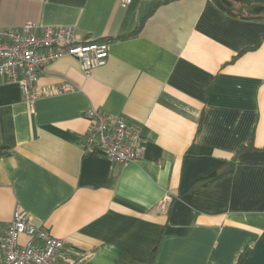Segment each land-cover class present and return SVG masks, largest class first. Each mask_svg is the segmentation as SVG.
I'll use <instances>...</instances> for the list:
<instances>
[{
    "label": "crops",
    "instance_id": "1",
    "mask_svg": "<svg viewBox=\"0 0 264 264\" xmlns=\"http://www.w3.org/2000/svg\"><path fill=\"white\" fill-rule=\"evenodd\" d=\"M28 23L109 59L45 66L32 105L0 78V264L18 207L84 264H264V22L214 0H0V30ZM92 108L140 126L144 158L87 152Z\"/></svg>",
    "mask_w": 264,
    "mask_h": 264
},
{
    "label": "built area",
    "instance_id": "2",
    "mask_svg": "<svg viewBox=\"0 0 264 264\" xmlns=\"http://www.w3.org/2000/svg\"><path fill=\"white\" fill-rule=\"evenodd\" d=\"M132 1L122 0V4L129 6ZM109 44V41L84 43L73 27L50 28L28 23L20 32L0 30V78L7 84L20 85L25 100L32 105L37 98L34 89L45 66L73 57L80 61L83 71L90 74L107 64ZM59 90L71 92L74 88L64 83ZM87 117L91 123L87 152L99 150L110 163L124 166L144 158L148 142L140 126L127 124L121 118L93 108L87 111ZM169 202L167 198L163 210ZM64 246V240L35 226L30 214L18 207L2 241V264H84L87 260L85 256L72 259L65 255Z\"/></svg>",
    "mask_w": 264,
    "mask_h": 264
},
{
    "label": "trees",
    "instance_id": "3",
    "mask_svg": "<svg viewBox=\"0 0 264 264\" xmlns=\"http://www.w3.org/2000/svg\"><path fill=\"white\" fill-rule=\"evenodd\" d=\"M218 7L232 17L257 20L264 22V0H214ZM225 170L223 173H214L207 178L198 180L195 185L211 184L222 176L230 173ZM246 255L241 257L239 264H243Z\"/></svg>",
    "mask_w": 264,
    "mask_h": 264
}]
</instances>
